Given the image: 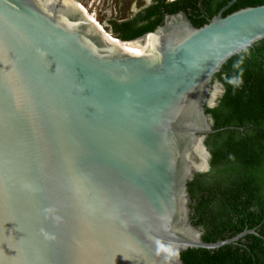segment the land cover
I'll list each match as a JSON object with an SVG mask.
<instances>
[{
  "label": "water",
  "instance_id": "water-1",
  "mask_svg": "<svg viewBox=\"0 0 264 264\" xmlns=\"http://www.w3.org/2000/svg\"><path fill=\"white\" fill-rule=\"evenodd\" d=\"M236 2L113 44L63 0H0V264H185L255 233L206 243L191 217L214 77L264 40Z\"/></svg>",
  "mask_w": 264,
  "mask_h": 264
},
{
  "label": "trees",
  "instance_id": "trees-1",
  "mask_svg": "<svg viewBox=\"0 0 264 264\" xmlns=\"http://www.w3.org/2000/svg\"><path fill=\"white\" fill-rule=\"evenodd\" d=\"M230 1L204 0L203 7L213 18ZM262 5L264 0H239L223 16ZM191 6L198 10L194 25L208 24L201 8ZM181 8L174 6L173 11ZM162 19L160 7L151 8L125 23H113L114 33L132 41L154 31ZM214 81L225 93L215 108L206 109L216 132L206 140L212 154L210 171L189 183L192 221L204 232L206 243L255 233L218 250H187L181 258L185 264H264V40L227 61Z\"/></svg>",
  "mask_w": 264,
  "mask_h": 264
},
{
  "label": "flooded vegetation",
  "instance_id": "flooded-vegetation-1",
  "mask_svg": "<svg viewBox=\"0 0 264 264\" xmlns=\"http://www.w3.org/2000/svg\"><path fill=\"white\" fill-rule=\"evenodd\" d=\"M125 1L126 2H125L124 6L122 4H120L121 0H116V2L118 4L113 3V2H115L114 0H105V1L104 0L103 1L97 0L96 1V7L95 8H97L99 13H102V11L105 10V12L107 14V18H109V22H110L109 28L113 32H114L113 23H117V24L125 23L129 20L134 19L141 12L147 11L148 9H151V8H157L158 9L160 7V13L163 16V19L161 20L159 25L156 27V29L165 22V20L168 16L177 15V14H184L193 23V20L196 18V15L194 13L196 12V14H198V10L194 12V10L191 8L192 7L191 5H193V6L198 5V7L201 8V10L199 11L201 14V17L206 18L208 21H210L211 19L214 18V17L213 18L209 17L210 15H209L207 9H204V7H203L204 0H198V1H196V3H192L188 0H143V1H141L142 2L141 4L139 3L137 5V7H135V5H134L135 3H132L133 1L132 2H130V0H125ZM194 2H195V0H194ZM114 4L116 7L112 6ZM178 5H181L182 8L180 10H178L177 12L173 11V7L178 6ZM184 5H186V6L184 7ZM125 8L127 9V12L124 11ZM115 9H117V10L115 11ZM136 9H139V10L136 11Z\"/></svg>",
  "mask_w": 264,
  "mask_h": 264
},
{
  "label": "clouds",
  "instance_id": "clouds-1",
  "mask_svg": "<svg viewBox=\"0 0 264 264\" xmlns=\"http://www.w3.org/2000/svg\"><path fill=\"white\" fill-rule=\"evenodd\" d=\"M74 1H76V2H78L79 4H82L84 7H85V9H86V13L87 14H89L90 15V18H92L93 20H95V21H97V23L98 24H100V22L98 21V14H99V12H98V10H97V8H95L96 7V1L97 0H74ZM233 0H231L230 1V3L232 2ZM238 1V0H237ZM229 3V4H230ZM228 4V5H229ZM225 8V7H224ZM245 9V8H244ZM225 13V12H224ZM85 15V14H84ZM224 15V14H223ZM86 16V15H85ZM217 16V15H216ZM224 17V16H223ZM88 19V18H87ZM91 23H92V25H94V27H96L99 31H102V33H104V31H106L107 32V34H110L113 38H115V39H117V40H120V41H123V40H121V39H119L118 38V36L112 31V30H108L109 29V25H101V26H103V28H104V31H103V29H99V27L97 26V24H95V23H93L90 19H88ZM155 31V30H154ZM153 32V31H152ZM152 32H150V33H152ZM150 33H147V34H150ZM107 34H104L106 37H108V35ZM147 34H145V35H147ZM144 36V35H143ZM142 36V37H143ZM141 38V37H140ZM139 39V38H138ZM135 40H137V39H135ZM132 41H134V40H132ZM132 41H123V42H132ZM249 50V49H248ZM218 102H219V100H218ZM192 217V216H191Z\"/></svg>",
  "mask_w": 264,
  "mask_h": 264
},
{
  "label": "bare ground",
  "instance_id": "bare-ground-1",
  "mask_svg": "<svg viewBox=\"0 0 264 264\" xmlns=\"http://www.w3.org/2000/svg\"><path fill=\"white\" fill-rule=\"evenodd\" d=\"M63 3L66 5V6H69V7H75L76 9H78L80 12H82L83 14H85L86 18L90 19L93 23L97 24L98 26V23L97 21L93 20L92 18H90V15L86 13V9L85 7L82 5V4H79L78 2L74 1V0H63ZM74 8V9H75ZM100 25V24H99ZM103 27V26H102ZM100 29V28H99ZM104 31V30H103ZM105 32V31H104ZM104 34H107V33H104ZM108 35V38L110 39L111 43L113 44H122V43H128V42H123V41H120V40H117L115 38H113L110 34H107ZM196 151L199 153V161H198V167L199 168H205V166H207V161H206V152L205 150L203 149H200V148H196Z\"/></svg>",
  "mask_w": 264,
  "mask_h": 264
},
{
  "label": "rangeland",
  "instance_id": "rangeland-1",
  "mask_svg": "<svg viewBox=\"0 0 264 264\" xmlns=\"http://www.w3.org/2000/svg\"><path fill=\"white\" fill-rule=\"evenodd\" d=\"M99 1V0H98ZM100 1H103V0H100ZM105 1V0H104ZM115 2H113V3H115V4H118L117 2H116V0H114ZM133 1V2H132ZM141 1H143V0H130V2H132V3H135L134 5H135V7H137V5L140 3H142ZM125 0H121V2H120V4H122L123 6L125 5ZM103 3V2H102ZM115 4L114 5H112L113 7L115 6ZM102 6V5H101ZM116 7V6H115ZM120 9V8H119ZM122 9V8H121ZM117 9H115V11H116ZM139 9H136V11H138ZM124 11L125 12H127V9L125 8L124 9ZM129 16V15H128ZM98 21L100 22V24L101 25H109V18H107V14H106V12H105V10L104 11H102V13H99L98 14ZM101 25H99L98 24V27L100 28V29H103L104 30V28L101 26ZM108 30H110V28L108 29ZM104 33H107L106 31L104 32Z\"/></svg>",
  "mask_w": 264,
  "mask_h": 264
}]
</instances>
